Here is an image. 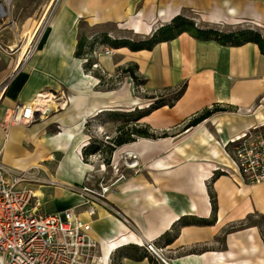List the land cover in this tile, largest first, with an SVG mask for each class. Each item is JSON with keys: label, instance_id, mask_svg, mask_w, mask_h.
I'll use <instances>...</instances> for the list:
<instances>
[{"label": "crops", "instance_id": "1", "mask_svg": "<svg viewBox=\"0 0 264 264\" xmlns=\"http://www.w3.org/2000/svg\"><path fill=\"white\" fill-rule=\"evenodd\" d=\"M21 1L41 3L39 11L45 12L56 4L35 55L26 61L20 62L19 57L14 61L0 46V89L7 84L0 101V159L20 172L37 168L48 174L52 169L56 171V178L63 184L39 190L43 195L39 199L41 212L49 215L82 203L63 185H83L89 173L75 154L81 147L82 158V149L91 141L87 123L104 112L141 106L133 97L135 83L130 77L132 86L97 90L99 80L86 74L84 61L76 57L78 23H115L130 26L128 30L140 34L145 32V19L156 17L161 3L173 17L180 15L188 0ZM211 1L224 11L219 14L222 19H251L264 29V0ZM231 8L235 17L228 13ZM137 24L142 26L140 32L135 30ZM115 51L119 66H138V73L146 79L143 88L151 95L178 90L183 85L186 91L172 108H160L142 120L155 132H168L169 137L138 139L115 152L114 157L119 151H132L143 169L108 198L122 218L112 217L99 207L97 219H92L91 236L101 244L133 232L153 245L161 264H165L162 260L168 264H264V183L246 184L236 173L227 150L249 131L264 129V55L259 46H223L215 40L183 33L151 51ZM110 60L99 58L98 66L114 73L118 65ZM61 88L68 94L64 110L28 127L4 125L16 105H28L38 95ZM214 106L227 111L186 130L193 116ZM52 128L65 132L53 136L49 134ZM65 147L73 150L56 168L48 162L42 164L55 157L53 154L64 152ZM219 171L224 175L213 181ZM210 190L216 196V213ZM83 218L88 220L85 214ZM184 218L194 219L195 224L180 227L178 237L167 245L162 237L173 232ZM122 263L150 264L149 259L128 258Z\"/></svg>", "mask_w": 264, "mask_h": 264}, {"label": "rangeland", "instance_id": "2", "mask_svg": "<svg viewBox=\"0 0 264 264\" xmlns=\"http://www.w3.org/2000/svg\"><path fill=\"white\" fill-rule=\"evenodd\" d=\"M213 3L214 2L211 0L198 2L197 0H188L186 6L179 11V14L193 21L196 27L201 30L213 29L226 33L243 30H254L264 36V29L255 26L253 20L251 19H222L219 14H223L224 11L214 5L215 3ZM58 4L59 3H57V5ZM173 4L175 6L179 5L177 2ZM39 5H41V3L12 0V4L9 6V15L5 19L0 20V46L5 48L7 55L14 61H17L19 55L20 62L26 61V59L29 58L30 52H32L30 56H33L41 48L54 11L51 12L53 6H51L46 12L44 10L39 11ZM164 5L166 4H160L161 7ZM174 17L175 16L168 19H158L157 16L155 17V15H153L151 18L145 19L147 21L143 24L144 28L149 29L153 27V31L151 33L147 31L140 34L135 33L133 30H128L131 29L129 28L130 26H120L115 23L92 25L93 21L86 20L80 21L77 25V29L79 30V38L85 36L89 42L95 41L94 38L96 36L101 38L106 36L111 40L128 39L129 41L136 42L150 38L156 30L168 25ZM107 51H109L111 54L107 55ZM116 55L117 53L115 49H113L111 46L98 43L95 47V52L91 56L82 59L84 61V67L88 65V63L92 64V67L89 69V72H86V74L92 76L99 74L103 79V82H101V79L96 77L99 80L97 90L112 91L117 88H126L128 85H131L129 76L122 75L119 70L132 64H124L122 67L119 66L118 63L115 62ZM105 56L111 59L110 61L114 60V63L118 65L114 73L108 72L102 65L98 66V59ZM6 85L7 84L5 83L0 89V101L3 99L2 97L5 93L4 91H6ZM50 92L60 99L58 100L60 103L67 105L68 94L65 88H61L58 91H47L46 93L50 94ZM177 92L178 90H167L159 92L155 96L159 98V100H163L165 103L171 104ZM150 96L152 95L149 92H146L143 86L137 88L134 84L133 97L134 99L141 102V106L139 107L140 109H147L152 105L153 102L147 99V97ZM52 104L57 108V100ZM134 109L135 108L120 109L116 112L119 115H125ZM121 118L124 117H112L109 113L103 115L100 119L98 118L97 120H93L87 129L92 137L91 141L106 142L109 138H115L117 136V128L119 126L118 120H123ZM125 118H127V116H125ZM4 125L6 124L4 123ZM62 132L65 131L52 128L50 129L49 134L56 136ZM72 150L73 148L66 149L65 147L64 152L53 154L55 157H52L51 159H45V163L42 164L45 165L46 162H48L49 164L51 163V165H53V168H56L63 162L67 155L71 154ZM0 165L4 166L8 172H20V170L6 166L1 161V159ZM87 165H90L91 169H88L89 173L86 175L83 185H63L66 192L73 194L74 196H78V198L83 201L84 199L88 198L87 196L96 197V195L102 193V186H108L110 187V193L107 195V200H105V207H101L106 209L112 217L122 218L120 210H118L116 206L112 204L110 200H108V198L111 194H115L118 191L119 186L127 183L133 175L138 174L139 171L143 169L142 165H140L137 155L132 151H119L113 158L110 165H105L99 156L91 157ZM24 171L25 170H23V172ZM28 172L35 173L37 175L35 178L36 182H33V185L31 186V189L35 193L39 190H46L53 186L63 184L56 178V171H53V169L49 171L50 174L43 173L42 170L38 168L28 170ZM97 217L98 216L94 217V219H97ZM257 222L260 221L257 220ZM137 236L141 237L138 234ZM146 244L147 242L145 241L143 247H146ZM96 257L97 262L102 260L99 242ZM159 257L158 259L160 261H155L154 264L162 263L161 258ZM110 264H121L118 259V254L112 255Z\"/></svg>", "mask_w": 264, "mask_h": 264}, {"label": "built area", "instance_id": "3", "mask_svg": "<svg viewBox=\"0 0 264 264\" xmlns=\"http://www.w3.org/2000/svg\"><path fill=\"white\" fill-rule=\"evenodd\" d=\"M8 15L7 0H0V20ZM56 100L57 108L52 104ZM58 100L51 92L42 93L28 105H16L6 116L5 124L28 127L46 120L65 109L66 105ZM228 153L236 173L246 184L264 183L263 128L233 141ZM36 177L28 171L8 172L0 165V264H103L102 260L97 262L98 243L91 236L92 219L99 207H105L110 187L102 186L101 194L87 196L76 207L46 215L31 189ZM145 246L151 253L156 252L151 243Z\"/></svg>", "mask_w": 264, "mask_h": 264}, {"label": "trees", "instance_id": "4", "mask_svg": "<svg viewBox=\"0 0 264 264\" xmlns=\"http://www.w3.org/2000/svg\"><path fill=\"white\" fill-rule=\"evenodd\" d=\"M188 33L196 39L200 40H215L223 46L240 47L248 43H254L259 46L261 53L264 55V36L254 30H243L237 32H221L217 30H201L198 29L195 23L182 15L175 16L172 21L158 30L148 39L140 41H129L128 39H115L111 40L106 36L95 37V41L89 42L87 37L82 36L79 39V44L77 47L76 57L79 59H84L85 57L91 56L95 52V47L98 43L102 45H109L113 49L128 48L132 52L139 51H151L153 48L161 43L169 42L178 38L181 34ZM92 67L91 63L85 66V71L89 72ZM122 75H128L137 88L144 86L146 84V79L138 73V66L133 64L119 70ZM95 77L101 79L99 74H95ZM186 91V85L181 86L178 89L177 94L173 98L171 104L165 103L163 100H159L156 96L147 97L153 103L147 109L135 108L129 113H124L125 115H119L116 111L104 112L100 115L99 119L106 114L112 117H124L123 120L119 121V126L117 128V136L115 138H109L106 142L102 141H90V143L82 149V158L84 163L88 164L89 159L94 156H99L105 165H110L113 160L115 152L128 144L136 142L138 139H162L169 137L168 132H155L147 124H143L142 120L149 116L152 112L163 108H172L174 104L183 96ZM227 111L226 108L221 106H214L212 108H207L204 111L193 116L186 125V130L196 127L212 117L219 112ZM90 122L87 123L86 128L88 129ZM229 150V147L227 148ZM224 175V172H217L214 174L213 181L219 176ZM210 196L212 199L213 209L216 213L217 203L216 196L212 190H210ZM194 219L184 218L178 224L173 232L166 233L162 239L166 241L167 245H170L179 235L180 227L191 226L195 224ZM204 223H208L203 221ZM114 254H118V259L121 264L125 258L132 259L135 261H143L144 259H149L150 264H154L157 259H155L153 253L147 250L146 247L139 246L136 244H128L120 249H118ZM113 254V255H114ZM155 259V260H154Z\"/></svg>", "mask_w": 264, "mask_h": 264}, {"label": "bare ground", "instance_id": "5", "mask_svg": "<svg viewBox=\"0 0 264 264\" xmlns=\"http://www.w3.org/2000/svg\"><path fill=\"white\" fill-rule=\"evenodd\" d=\"M12 4V0H7V5L8 7ZM229 14H232L233 17H235L236 12L233 8L230 9V11L228 12ZM171 13L168 12L165 8H161L158 10L157 12V17H160L161 19H168L170 18ZM157 20V19H156ZM142 25V24H141ZM141 27L138 24L135 26V30H137L138 32L141 31ZM145 29V28H144ZM145 31L147 32H152L153 31V27L149 28V29H145ZM20 57V55H19ZM28 59V58H27ZM26 59V60H27ZM43 104H46V102L44 101ZM50 107H53L52 105H49ZM69 140L72 139V136L69 135L68 137ZM80 148L79 147L77 149V151L75 152L76 154V158L77 161L79 162V164L84 167V169H91L90 165H87L86 163L82 162L81 157H80ZM74 154V153H73ZM74 157V155H73ZM75 158V157H74ZM72 161V160H71ZM75 168V167H74ZM81 169V168H80ZM90 175V174H89ZM36 196L39 197V199H41L43 197L42 193L37 191L36 192ZM42 203V202H41ZM121 224V223H120ZM122 234V233H121ZM114 238V237H113ZM117 238V237H116ZM128 244H136L139 246H143L145 244V240L141 237H138L136 234L131 233L128 235H124V236H120L119 239L117 240H108L107 242H102L100 244L101 247V255H102V263L103 264H110V259L112 257V255L114 254L115 251H117L118 249H120L121 247L128 245ZM200 261V260H199Z\"/></svg>", "mask_w": 264, "mask_h": 264}, {"label": "water", "instance_id": "6", "mask_svg": "<svg viewBox=\"0 0 264 264\" xmlns=\"http://www.w3.org/2000/svg\"><path fill=\"white\" fill-rule=\"evenodd\" d=\"M56 3H53V5L52 6H54ZM21 65V64H20ZM20 65L18 66V68L20 67ZM155 255H157L158 256V253L157 252H155L154 253ZM159 257V256H158ZM165 264H168V263H166L164 260H162Z\"/></svg>", "mask_w": 264, "mask_h": 264}]
</instances>
